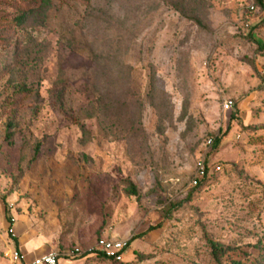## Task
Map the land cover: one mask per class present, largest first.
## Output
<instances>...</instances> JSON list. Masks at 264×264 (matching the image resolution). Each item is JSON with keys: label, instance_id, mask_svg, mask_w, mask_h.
I'll return each instance as SVG.
<instances>
[{"label": "rangeland", "instance_id": "rangeland-1", "mask_svg": "<svg viewBox=\"0 0 264 264\" xmlns=\"http://www.w3.org/2000/svg\"><path fill=\"white\" fill-rule=\"evenodd\" d=\"M251 1L48 0L18 20L0 0V264L23 242L60 264H218L210 239L222 264H264ZM99 235L128 239L122 261L64 254Z\"/></svg>", "mask_w": 264, "mask_h": 264}, {"label": "built area", "instance_id": "built-area-1", "mask_svg": "<svg viewBox=\"0 0 264 264\" xmlns=\"http://www.w3.org/2000/svg\"><path fill=\"white\" fill-rule=\"evenodd\" d=\"M247 7L249 9H254L255 8V3L254 1H251ZM233 104L232 99L226 100L225 105L227 107L231 106ZM213 142V138L209 137L207 139V143L211 144ZM215 168L218 169L220 168L219 164L215 165ZM206 165L204 163V159H199L197 162V172L192 178V183L194 185L198 184L201 180V178L206 175ZM11 233L15 235L14 233V227L11 226L9 228ZM129 245L128 239L124 238H114V237H109L107 235H99L95 243L93 245L88 246L86 249L79 245H75L71 250L65 252V255H71V254H82L86 251H93V250H99L102 253H104L107 257H111L116 260H123L125 251ZM64 256L60 255V252L55 250V249H48L46 251L39 252L35 254L31 259L26 260L22 258V254L19 250L14 249L13 251V258L15 260H19L21 264H60V259L63 258Z\"/></svg>", "mask_w": 264, "mask_h": 264}, {"label": "trees", "instance_id": "trees-1", "mask_svg": "<svg viewBox=\"0 0 264 264\" xmlns=\"http://www.w3.org/2000/svg\"><path fill=\"white\" fill-rule=\"evenodd\" d=\"M24 4H26V5H24V6H22V7H19L18 9H17V11H19V13L16 15V18L18 19V20H24L25 19V17H26V15L28 14V10H31L32 8H30V9H28V10H25L24 9V7H27V6H31L32 4H37L38 6L39 5H42L43 3H45L46 1H48V0H21ZM255 1V5H260L261 7H263L264 8V0H254ZM252 34V37H253V39L255 40V41H257V42H261V39L259 38V37H257L254 33H251ZM6 136H9V134L7 133V135ZM206 171H207V173H206V175H204L202 178H201V180H200V182L198 183V184H196V185H202V183H205L207 180H208V178L210 177V173H209V169H208V167H207V165H206ZM6 212H8L7 210H6ZM155 227V225H150L149 227H148V229H151V228H154ZM145 231H142V232H140V233H137V234H135V235H132L131 236V240H133V239H135L136 237H138V236H140L141 234H143ZM15 243H16V245L18 246V242H17V239L15 238ZM209 243H210V247H211V253H212V256H213V258L218 262V264H222V261H221V256L222 255H224L225 254V252H226V247L222 244V243H220V242H218V241H215V240H213V239H210L209 240ZM99 251V250H98ZM99 252H101V251H99ZM102 253V252H101ZM114 260H116V259H114ZM116 261H122V260H116Z\"/></svg>", "mask_w": 264, "mask_h": 264}, {"label": "crops", "instance_id": "crops-1", "mask_svg": "<svg viewBox=\"0 0 264 264\" xmlns=\"http://www.w3.org/2000/svg\"><path fill=\"white\" fill-rule=\"evenodd\" d=\"M27 243H19V250L21 251V254H22V258L23 259H26V260H29L31 259L35 254H37V252L34 254L32 253L31 251V247L29 248L28 246H26ZM128 251V250H127ZM126 251V253H127ZM39 253V252H38Z\"/></svg>", "mask_w": 264, "mask_h": 264}]
</instances>
